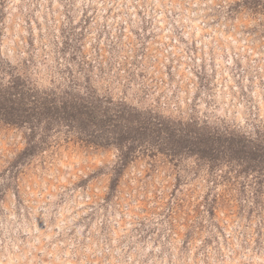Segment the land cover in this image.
Listing matches in <instances>:
<instances>
[{
    "label": "rangeland",
    "instance_id": "374dc122",
    "mask_svg": "<svg viewBox=\"0 0 264 264\" xmlns=\"http://www.w3.org/2000/svg\"><path fill=\"white\" fill-rule=\"evenodd\" d=\"M14 81L0 264H264V0H0Z\"/></svg>",
    "mask_w": 264,
    "mask_h": 264
},
{
    "label": "trees",
    "instance_id": "16d2710c",
    "mask_svg": "<svg viewBox=\"0 0 264 264\" xmlns=\"http://www.w3.org/2000/svg\"><path fill=\"white\" fill-rule=\"evenodd\" d=\"M16 84V81L10 82L1 91L0 112L3 114L9 113L12 119L17 122H24L29 118L33 107L23 106V97L20 94H23V90L21 87H18L19 84ZM15 112H18V114L14 115Z\"/></svg>",
    "mask_w": 264,
    "mask_h": 264
}]
</instances>
